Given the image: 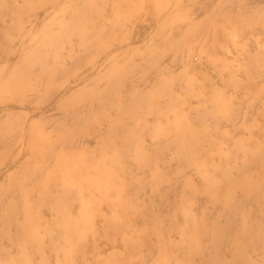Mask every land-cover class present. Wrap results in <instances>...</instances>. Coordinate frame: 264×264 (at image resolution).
Returning a JSON list of instances; mask_svg holds the SVG:
<instances>
[{
    "label": "bare ground",
    "instance_id": "bare-ground-1",
    "mask_svg": "<svg viewBox=\"0 0 264 264\" xmlns=\"http://www.w3.org/2000/svg\"><path fill=\"white\" fill-rule=\"evenodd\" d=\"M20 1L27 8L35 9L49 0H0L1 40L10 39L12 33L21 27L19 20L15 19L11 24H6L5 21L9 13L18 9ZM118 1H115L116 20L108 26L101 17L107 0H69V4L78 8L71 18V24L61 20L49 25L34 47L19 54L21 59L13 73L5 77L2 88H28L25 79L32 75L33 70L38 71L36 79L46 76V80L55 85L60 73L54 68V64L59 61L62 51L72 38L76 37L79 46L88 52L99 46L101 38L115 31L117 23L123 17V6L119 5ZM126 1L130 7L140 8L152 0ZM194 11L203 25L192 28L181 21L170 22L164 32L158 33L160 40L166 44L164 51L156 49L153 44L148 45L145 53L139 56L141 64L132 63L110 70L107 76L109 84L102 96H99L98 87L84 91L86 98L83 94L76 95L75 99L81 104L80 107L73 112H64L67 119L56 123L64 139L75 142L77 137L73 135L78 131L87 129L93 123L105 121L109 107L122 102L121 89L129 83L133 84L129 95L131 107L127 109L130 115L144 113L145 98L165 99L166 103L161 112L169 116L171 123L157 132L149 129L139 132L135 125H130L124 133H113L108 143L112 152L106 157L120 166L131 158L138 159L140 169L143 170L141 178L138 170L130 171L129 180L115 185L112 172L102 168L108 177L105 185H101L97 178L87 179L79 175L76 168L66 165L63 171L79 175L95 191L103 192V202L113 209L112 214L104 217L107 227H120L123 223L130 233L127 239L129 247L135 251H148L147 264H179L181 260H184L185 264H264V255L262 254V258V255H259L264 249L263 208L255 214L247 211L252 201L264 197V148L258 147L260 142L251 143L232 131L239 123L244 122V125L256 135L257 140L264 137V125L247 119L255 114L264 116V87L259 83L260 79H264V49L246 66L244 80L232 77V84L238 90L247 92L246 98L233 105L222 100L221 93L215 94L212 97L213 110L194 115L193 120L198 122L200 127H192L193 124L187 117H181L180 121L175 120L181 115L182 110L180 101L175 99L172 92L174 79L178 76H186L188 82L194 85L195 80L185 53L196 44L205 47L221 18L226 26L232 28L242 16H249L253 19L249 21L251 26L258 25L264 28V0H254L251 3H247L246 0H213L194 8ZM1 40L0 53L5 48ZM170 53H174L171 61L178 68L171 76H167V57ZM248 103L251 105L249 108L246 107ZM21 112L9 111L0 115V141L6 145L17 138L13 128L23 125L25 114ZM33 132L45 148L50 146L51 149H45L41 158L36 155L27 159L25 166L28 169L37 166L36 178L43 180L51 174L50 170L53 167L69 163L73 154L66 153L61 158H54L58 153L59 143L49 138L44 139L39 128H34ZM125 135H130V139L120 141ZM146 135H158L160 138L159 142L152 145L149 153L143 152L142 149L143 138ZM216 135H220L221 138L216 139ZM225 136L232 137L233 144L225 142ZM171 154L175 163L167 159ZM82 158L83 167H90L99 157L83 155ZM179 166L183 167L182 173ZM190 168H194L203 178L208 190L207 198L216 200L219 204L217 207L204 209L196 214L193 209L199 204L185 200L187 188L184 183H187L189 178L184 170ZM149 173L151 179L138 187L128 199H124L121 189L128 184H137L143 179L144 174ZM239 178H244V182L237 183ZM253 180L255 186H252ZM10 182L11 189L7 192L6 201H3L4 197L0 200V228L6 231L13 226L17 209L28 202L23 197L18 199L13 196L18 188L14 180ZM77 183V179L72 181L64 194L77 197L79 195V184L75 185ZM149 186L152 187V192H146ZM241 186L246 187L238 194ZM146 196L150 199L147 200ZM62 199L67 201V198ZM180 202L185 204L182 205ZM43 203L46 205L52 203L59 214L56 219L58 233L49 237L50 242H56L65 237L70 230L68 224L62 220L66 210L63 206L66 204L61 206L60 202L53 198L43 200ZM136 213L140 214L139 218H135ZM195 221L196 224H191ZM153 222L162 226L159 236L169 237L170 233L180 232L182 241L177 247L189 248L191 252L183 254L182 257L170 254L169 243L160 242L158 232L157 236L155 235L156 239H153L148 233V228L145 229ZM183 223L184 226L181 227L180 224ZM27 224L33 237L41 240L42 234L38 231V226L32 221ZM203 231L211 232L212 237L196 243V237ZM83 250V247L80 248L79 253ZM254 250L257 252L253 255ZM192 258L198 259V262ZM98 263L113 264L110 261ZM134 264L143 263L137 261Z\"/></svg>",
    "mask_w": 264,
    "mask_h": 264
},
{
    "label": "rangeland",
    "instance_id": "rangeland-1",
    "mask_svg": "<svg viewBox=\"0 0 264 264\" xmlns=\"http://www.w3.org/2000/svg\"><path fill=\"white\" fill-rule=\"evenodd\" d=\"M115 1L107 0L104 11L101 12V17L108 26L116 20ZM210 1L213 0H152L140 8H134L130 7L126 0H119V5L123 6V17L112 34L101 38L99 46L88 52L79 46L76 37L72 38L62 51L59 61L54 64V68L60 73L55 85H51L49 80H46V76L36 79L38 71L33 70L32 75L25 79L29 85L26 89L2 88L5 77L13 73L21 59L19 54L25 49L34 47L49 25L61 20L71 24V18L78 8L69 4V0H49L35 9L27 8L20 1L18 9L8 14L6 24H11V21L16 19L21 22V27L12 33L10 39H0L5 45L0 53L2 74L0 115L9 111H22L25 115L23 125L13 128V133L17 137L14 142L6 145L0 141V200L4 197L3 201H6L7 192L11 189L10 181L14 180L18 191L13 196L18 199L23 197L28 202L17 209L14 214L15 222L10 230L0 228V264H99L98 262L102 261H110L113 264H134L140 261L147 264L149 262L147 250L140 252L129 247L127 239L130 233L123 223L120 227H107L104 217L112 214L113 209L103 202V192L95 191L79 175L87 179L97 178L101 185H105L108 177L102 168L112 172L115 185L129 180L130 171L138 170L141 178L143 170L140 169L138 159L131 158L120 166L106 157L112 152L108 143L113 133H124L130 125H135L139 132L145 129L157 132L171 123L169 116L161 112L166 103L165 99L145 98L144 113L130 115L127 109L131 107L129 95L133 84L129 83L121 89L122 102L109 107L105 121L93 123L87 129L78 131L73 135L77 137L75 142L70 139L65 140L56 123L67 119L66 112L76 111L80 107L81 104L75 99L76 95L83 94L86 98L84 91L98 87L99 96H102L109 84L107 76L110 70L132 63L141 64L139 56L145 53L148 45L153 44L156 49L164 51L166 44L160 40L158 33L164 32L170 22L181 21L192 28L203 25L194 8ZM253 1L246 0L247 3ZM252 20L249 16H242L236 26L231 28L226 26L221 18L205 47L196 44L192 49H188L185 54L188 56L189 69L195 83L192 86L186 76H178L174 79L172 92L175 99L180 101L182 110L181 115L175 120L180 121L181 117H187L190 118L192 127H200L198 122L193 120L194 115L212 109V97L215 94L221 93L223 95L221 99L233 105L239 104L246 98L247 92L238 90L232 84V77L236 76L244 80L247 73L246 66L264 49V28L258 25L251 26L249 21ZM173 57L174 53L168 54L167 76H171L178 68L171 61ZM259 83L264 87V79H260ZM246 107L249 108L251 105L248 103ZM247 119L264 125V116L261 114L249 116ZM34 128L41 129L40 135L44 139L49 138L59 143L58 153L54 158H61L66 153L73 154L69 163L53 167L50 170L51 174L43 180L36 178L37 166L29 169L25 166L27 159L36 155L41 158L45 149H51L50 146L45 148L39 137H36ZM232 131L251 143L260 142L258 147L264 148V137L257 140L256 135L244 125V122L239 123ZM130 137L125 135L120 141H128ZM215 137L221 138L220 135ZM159 140L158 135H146L142 142L143 152L149 153L152 145ZM224 141L233 144L232 137L225 136ZM83 155H96L99 158L93 166L83 167ZM167 159L175 163L172 154L167 156ZM66 165L76 168L79 175L65 173L63 170ZM179 171L182 173V166H179ZM184 171L189 178V181L184 183L187 188L184 198L187 202L199 204L193 211L198 214L204 209L217 207L219 204L216 200L207 198L208 190L197 171L194 168ZM142 178L137 184H128L121 189L124 199H128L138 187L145 185L151 179V174H144ZM76 179L78 183L75 185L79 184V195L75 198L65 195V191ZM242 182L244 178L237 179V183ZM252 186H255V180L252 181ZM245 187H239L238 194H241ZM146 192H152V187L149 186ZM48 198L59 201L61 206L66 204L63 206L66 210L62 220L68 224L70 230L65 237H61L56 242H50L49 237L58 233L56 219L59 214L52 203L47 205L43 203V200ZM62 198H67V201ZM146 199L149 200V196H146ZM180 204L185 203L180 202ZM261 210L264 212V197L252 201L247 208L251 214ZM135 215V218H139L140 214ZM30 221L38 226V231L42 234L41 240L33 237L27 224ZM196 223L195 221L191 224ZM180 225L183 227L184 223ZM140 226L144 227L143 224ZM147 228L148 233L156 239L155 235L157 236L158 232L159 236L162 226L153 222L145 229ZM159 237H161L160 242L169 243L170 254L182 257L183 254L191 252L189 248L177 247L182 241L180 232L170 233L169 237L167 235ZM211 237V232L203 231L196 237V243ZM82 247L84 250L79 253ZM256 252L254 250L253 255ZM262 254L264 255V249L259 252V255ZM193 261L198 262V259ZM179 264H185L184 260L179 261Z\"/></svg>",
    "mask_w": 264,
    "mask_h": 264
}]
</instances>
